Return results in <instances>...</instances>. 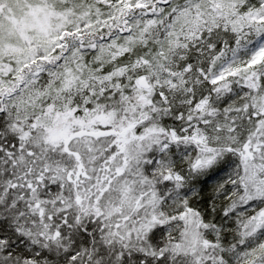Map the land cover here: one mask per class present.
<instances>
[{"label":"snow or ice","instance_id":"1","mask_svg":"<svg viewBox=\"0 0 264 264\" xmlns=\"http://www.w3.org/2000/svg\"><path fill=\"white\" fill-rule=\"evenodd\" d=\"M0 264H264V0H0Z\"/></svg>","mask_w":264,"mask_h":264}]
</instances>
